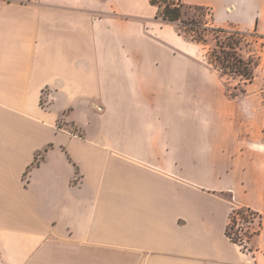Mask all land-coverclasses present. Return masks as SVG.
<instances>
[{
    "label": "crops",
    "instance_id": "1",
    "mask_svg": "<svg viewBox=\"0 0 264 264\" xmlns=\"http://www.w3.org/2000/svg\"><path fill=\"white\" fill-rule=\"evenodd\" d=\"M175 1L264 36V0ZM163 4L0 0L1 264H264V77L230 92Z\"/></svg>",
    "mask_w": 264,
    "mask_h": 264
},
{
    "label": "rangeland",
    "instance_id": "2",
    "mask_svg": "<svg viewBox=\"0 0 264 264\" xmlns=\"http://www.w3.org/2000/svg\"><path fill=\"white\" fill-rule=\"evenodd\" d=\"M177 1L163 2L164 6H178ZM181 18L178 20L177 28L189 39L197 38L200 43L207 47V60L213 64L222 75L227 78L236 79L240 85H235L236 88H231L230 92L233 94L241 93L243 85L241 82L245 78L239 74L232 73L230 69L224 67L228 62L233 64L235 62L232 54L238 59L242 58L244 61H252L254 63L255 76L264 77V59H262V51L264 50V36H259L254 33H240L227 29L221 31L220 28H209L204 26L207 11L201 7H191L181 5ZM232 44L230 47L228 44ZM219 44L223 45L220 46ZM226 57L229 58L228 61ZM241 80V81H240ZM72 131H78L75 126H70ZM258 217H255L254 221ZM251 218H242L241 215H234V221L231 223L232 234L242 240L246 250H252L248 244L250 237L258 225L254 224Z\"/></svg>",
    "mask_w": 264,
    "mask_h": 264
},
{
    "label": "trees",
    "instance_id": "3",
    "mask_svg": "<svg viewBox=\"0 0 264 264\" xmlns=\"http://www.w3.org/2000/svg\"><path fill=\"white\" fill-rule=\"evenodd\" d=\"M164 2V1H162ZM161 16L165 21L171 22L173 24H175L176 26H178V20H180L181 18V7L180 6H163L162 10H161ZM221 31H226L227 29L224 28H220ZM179 30V29H178ZM233 32H235L236 34H240V33H247L245 31H240V30H231ZM180 33L181 30H179ZM192 40L198 41L200 42V40H198L197 38H193ZM220 46H223L221 44H219ZM230 47H232V44H228ZM232 57H234L235 62L233 64H231L230 62L226 63L224 65V67L230 69V71L232 73H236L239 74L241 76H243L245 78L246 81H251L254 76V63L250 60L248 61H244V59L242 58H237L236 56H234L232 54ZM229 58L226 57V60L228 61ZM39 161L36 160V162H34V165L38 164ZM239 214L242 216V218H251L252 221H254L255 217H260V214L256 211H254L253 209L249 208V207H237L234 209L231 218H230V223L227 227V234L228 236L236 243H239L240 245H242V247L245 249V245L244 242L242 240H240L239 238L235 237L232 232H231V223L232 221H234V215ZM1 264V262H0Z\"/></svg>",
    "mask_w": 264,
    "mask_h": 264
},
{
    "label": "built area",
    "instance_id": "4",
    "mask_svg": "<svg viewBox=\"0 0 264 264\" xmlns=\"http://www.w3.org/2000/svg\"><path fill=\"white\" fill-rule=\"evenodd\" d=\"M161 1H164V2H170V1H173V0H161Z\"/></svg>",
    "mask_w": 264,
    "mask_h": 264
}]
</instances>
